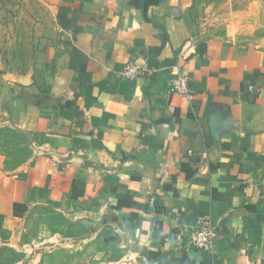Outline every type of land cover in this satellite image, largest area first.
Returning a JSON list of instances; mask_svg holds the SVG:
<instances>
[{"label": "crops", "instance_id": "crops-1", "mask_svg": "<svg viewBox=\"0 0 264 264\" xmlns=\"http://www.w3.org/2000/svg\"><path fill=\"white\" fill-rule=\"evenodd\" d=\"M56 2L42 71L18 88L32 156L0 179V229L95 201L153 264H264L263 45L199 38L192 0ZM131 62L143 71L126 80ZM177 73L192 99L172 91ZM206 218L213 256L189 246Z\"/></svg>", "mask_w": 264, "mask_h": 264}, {"label": "rangeland", "instance_id": "rangeland-1", "mask_svg": "<svg viewBox=\"0 0 264 264\" xmlns=\"http://www.w3.org/2000/svg\"><path fill=\"white\" fill-rule=\"evenodd\" d=\"M56 6V0H0V179L20 174L32 156L30 137L13 116L19 85L42 71ZM190 12L199 38L222 35L264 49V0H192ZM141 250L98 223L95 201L73 211L35 208L15 238L0 229V264H153Z\"/></svg>", "mask_w": 264, "mask_h": 264}, {"label": "built area", "instance_id": "built-area-1", "mask_svg": "<svg viewBox=\"0 0 264 264\" xmlns=\"http://www.w3.org/2000/svg\"><path fill=\"white\" fill-rule=\"evenodd\" d=\"M142 68L137 62L128 63L122 77L126 80H134L142 74ZM171 88L174 93L192 99L189 79L185 74L177 73L171 81ZM217 244V227L211 218L199 220L192 231L189 246L197 251H202L208 256H213Z\"/></svg>", "mask_w": 264, "mask_h": 264}, {"label": "trees", "instance_id": "trees-1", "mask_svg": "<svg viewBox=\"0 0 264 264\" xmlns=\"http://www.w3.org/2000/svg\"><path fill=\"white\" fill-rule=\"evenodd\" d=\"M14 255H16V252H14Z\"/></svg>", "mask_w": 264, "mask_h": 264}]
</instances>
